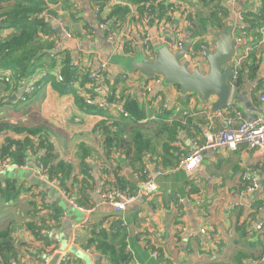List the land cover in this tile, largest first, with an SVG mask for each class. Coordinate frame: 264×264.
<instances>
[{"label":"crops","instance_id":"crops-1","mask_svg":"<svg viewBox=\"0 0 264 264\" xmlns=\"http://www.w3.org/2000/svg\"><path fill=\"white\" fill-rule=\"evenodd\" d=\"M73 1L79 9V19L75 22L71 17L65 18L73 39H67L58 31L59 37L54 41L42 38L54 42L53 54L56 58L60 52H66L81 74L100 63L107 64L104 85L111 92L110 98H123L125 102L133 99L137 103L142 119L135 124L130 123L139 126L148 146L142 152L141 162L131 161L132 132L127 130L129 128H125L126 134L116 133L118 129H112V134L116 131L113 145L117 141L118 146L108 147L105 152H111V155L105 159V138L99 127L108 120L114 124L129 123L132 118L123 121L113 112L83 111L80 97L85 85L81 78H77L71 89L63 94L56 91L51 83H44L42 90L25 102L20 100L23 88L41 72H48L47 68L39 70L37 76L24 85L0 82V123L42 129L41 134L55 155L54 164L62 162L73 169L66 189H62L58 183L50 185L38 179L34 164L20 168L15 166L0 172V180H19L24 187L35 184L31 191L40 188V198L49 205L59 207L57 213H51L57 219H50L46 212L38 214V219L44 218L47 223L42 226L39 238L24 228L18 230V243L14 248L16 264H60L64 254L66 261L62 264H111V250L118 252L120 241H124V250L130 259L126 262L117 257L114 260L117 264H264V230L256 229L258 224L264 223V152L256 153L246 147L230 152H204L202 164L196 171L197 180L191 183L187 191L186 174L176 168L181 159L189 154L193 143L202 142V133L208 115L214 113L211 105L216 98L210 97L208 103H204L197 93L182 94L176 86H165L163 82L162 85L150 83L147 76L130 70L127 67L128 59L139 54L145 56V52L137 48L124 55L112 54L105 30L97 28L92 0ZM207 1L179 0V12L173 13L169 22H151L149 27L133 10L125 18L124 27L117 32L130 36L137 43L149 34L153 50L160 46L155 40L157 37L165 41L166 38L171 39L176 31L182 33L185 44H190L188 17L200 11L199 14L203 15V11H207V15L208 9L204 6ZM210 1L226 13V18H223L224 31L232 33L233 38L238 34L234 28L241 24L240 18L248 13L256 15L261 7V0ZM247 26L244 24L245 28ZM252 30L246 32L240 42L235 41L233 63L237 59L243 60V87L239 90L233 87L228 103L243 120L264 122L260 100L264 95V27ZM218 33L209 27L208 38L204 37L211 51ZM199 53V58L190 62V69L199 68L201 73L206 74V58L202 51ZM252 55L256 59L254 64L257 69L255 77L250 80L247 67L252 63ZM1 73V77H4L10 72ZM143 84L151 87L153 92L150 97H146ZM259 84L263 85V90L256 95L254 103L252 91ZM221 124L214 123L216 127ZM26 136L3 129L0 132V147L6 139L24 140ZM81 145L96 153L95 162L92 158L86 160L91 179L84 177L82 180L79 173L78 153ZM128 152L131 155H127ZM105 168V177L101 178ZM244 176L256 185L253 192L248 191ZM144 178L154 180L157 186L154 195L139 199L118 214L105 205H99L102 187L120 188L116 184V179H119L125 190L134 191ZM74 179L78 182L77 187ZM36 182L41 183L40 187ZM78 187H81L79 191ZM76 190L79 201L85 206L96 207L95 211L87 215L72 205ZM29 195L23 194L19 198L24 206L31 205ZM26 210L23 212L30 220L29 213L35 208L33 206L32 210ZM72 225L79 226V231L74 230L77 237L75 244H72ZM182 228L185 231L181 233ZM202 229L213 231L212 241L200 234ZM154 252L157 257L153 256Z\"/></svg>","mask_w":264,"mask_h":264},{"label":"trees","instance_id":"trees-1","mask_svg":"<svg viewBox=\"0 0 264 264\" xmlns=\"http://www.w3.org/2000/svg\"><path fill=\"white\" fill-rule=\"evenodd\" d=\"M179 0H92L93 6L97 2V8L99 13L96 17L98 23L103 21H109L108 30L104 31L105 35L109 36L112 31L117 32L124 27L125 18L133 11L142 17L143 23L146 27L152 24H160L162 22H169L173 13L179 12ZM68 2V1H67ZM65 2L64 5H60L59 0H0V31L8 32L3 38H0V82L9 83L13 85H24L29 79L37 76L39 70L48 69L44 83H51L54 89L60 94L68 92L71 89V85L77 78H81L82 84L89 86L90 81L88 79L89 71L85 74H81L77 70L76 66H70L71 62L66 52H60L58 58L53 54L54 39H58L59 34L56 28H54L49 22L43 21L40 16L47 12L48 15L55 18L65 19L66 16L71 17L72 21H78L79 9L76 7H70V2ZM111 2H118L119 4L110 5ZM205 8L208 9L207 17L201 14L189 15L188 17V33L190 36V45L195 51H202L206 46V39L208 38L209 27L213 28L216 32L225 30L223 24V18H226V13L223 9L219 8L217 4H213V1L208 0L204 2ZM51 9V10H50ZM59 10V11H58ZM70 10V11H69ZM58 11V14L56 13ZM244 24H248L245 28L246 32H252L253 28L264 27V0H261V7L255 14L248 13L243 15ZM70 30V29H68ZM72 33V32H71ZM261 36V34H259ZM207 38L205 39L204 37ZM44 39H52L53 41H46ZM151 49L152 47L149 46ZM126 53V52H124ZM123 53V55H124ZM128 54V53H126ZM134 54V53H133ZM255 57L252 55V63L248 68V77L253 79L257 66L254 64ZM1 72H10L11 77L9 82L5 81L4 77H1ZM53 73L59 75L56 78ZM242 70L239 73L237 80L233 83L236 90L243 87ZM263 90V85L259 84L252 91V101L256 103V95L260 94ZM81 98V97H80ZM123 101L125 110L128 112L132 121L124 119L123 121H129V123H113L112 127H108L103 123L99 130H102L104 136V152L103 155L110 157L111 152H105L108 147L118 146L115 140V132L112 134V129H118L116 133L125 132V128H129L132 132V148L133 157L131 161L141 162L142 152H144L148 146V141L140 132L139 126H134L131 123H136L142 119V112L138 108L137 103L133 99L119 98ZM82 110L86 113L100 112L87 108L82 99ZM131 122V123H130ZM3 129L10 130L13 133L19 135H27L24 140H12L6 139L5 144L0 147V160L9 162L13 167H27L31 164H35L39 161L45 170V176L48 181H55L62 189H66V182L70 179L73 169L70 165L62 162L54 164L55 155L52 152L51 145L47 142L45 137L41 134L42 129L31 126H25L19 124L18 126H12L9 124L0 123V132ZM98 130V131H99ZM143 137V138H142ZM122 139V138H121ZM120 142V141H119ZM122 143V141H121ZM129 152L127 155H131ZM96 153L86 150L83 145L80 146L78 158L80 159V171L84 180L90 178V168L88 161L92 158L95 162ZM106 168L102 171V177L106 173ZM145 179V178H144ZM76 187L78 182L74 179ZM37 183V182H36ZM120 189L125 190V186L119 179H116V184ZM41 183H37L40 187ZM264 185V184H263ZM35 184H31L28 187H24L19 180L12 178H5L0 180V207L3 204L4 207H14L20 200V196L23 194H29V203L34 206L35 210L29 213L30 220H26L25 224L17 225L16 222L11 221L5 228L0 229V264H8L10 261L16 262L15 244L17 241L18 230L24 226L26 231H29L33 236L40 237V232L43 231L42 226H46L44 218L38 219V214L41 212L49 214L50 219H57L55 214L58 212L59 207L57 205H49L43 198H40L42 191L37 188L36 191H31ZM124 186V187H122ZM81 187H78L79 191ZM104 187H102V190ZM75 192V203L88 209L91 207L85 206L79 201V192ZM129 190V189H128ZM132 192L133 190H129ZM39 204V205H38ZM48 210V211H47ZM40 220V224L38 221ZM52 221V220H51ZM45 230V229H44ZM17 233V234H16ZM44 233V232H43ZM121 246L118 252L111 250V264H117L114 260L120 257L121 260L128 261L130 255L124 250L125 243L120 241Z\"/></svg>","mask_w":264,"mask_h":264},{"label":"built area","instance_id":"built-area-1","mask_svg":"<svg viewBox=\"0 0 264 264\" xmlns=\"http://www.w3.org/2000/svg\"><path fill=\"white\" fill-rule=\"evenodd\" d=\"M101 1V0H98ZM110 3V2H109ZM97 2H95L93 6V12L95 18L99 13V9L96 7ZM119 4L118 2H111L110 5ZM40 18L45 22H49L53 24V21L48 19L47 14L43 13ZM241 24L236 26L234 29L235 33H238L234 40L236 43L240 42L243 35L246 33L244 27L243 17L240 18ZM109 21H103L99 23V27L104 31L108 30ZM62 34L67 38L71 39V32L62 26H60ZM6 35V32H0V38H3ZM233 37V36H232ZM108 42L112 48V54H123L124 52L132 53L137 48L142 49L145 52V56L147 58H152L154 56V50L151 49L150 42L152 41V37L149 34L143 36L141 41L137 43L130 36H124L118 32L112 31L107 38ZM158 42V45H162L164 43V39L162 37H157L155 39ZM171 44L169 45V50L172 53L180 52L184 46H187V57L190 61L199 58L200 53L195 51L193 47L187 43L185 44L182 38V33L180 31H176L171 38ZM147 52V54H146ZM149 53V54H148ZM151 56V57H149ZM243 63L242 59H237L232 64V78H231V87L233 88L234 82L237 80L239 73L241 71V65ZM72 65V63L70 64ZM107 68L106 63H100L97 67L89 70L88 79L90 81L89 86H85L81 92V99L83 104L90 109L97 110L100 112H113L116 115L128 119L129 114L125 110L123 105V101L119 98L111 99L110 98V90L108 87L104 85L105 81V71ZM47 71H43L34 78L29 84H27L23 88V94L20 98L22 102H25L29 97H31L34 93L42 90L44 84V78H46ZM56 78L59 77L57 73H54ZM11 74L8 73V76H4L5 81L9 82ZM147 81L150 83H154L157 85H162V79L158 76H147ZM142 88L145 91L146 97H150L152 94L151 87L148 84H143ZM233 91V89H232ZM262 103V109L264 111V95L260 97ZM108 118H104L107 120ZM215 122L222 123L219 127L214 125ZM108 127L113 126V121L108 120L106 122ZM241 147H246L250 151L254 152H264V122L261 120H243L240 117L238 112L234 111V108L231 103H228L227 106L214 113L208 115V122L205 125L204 131L202 133V142H194L192 145V149L187 156H185L179 162V165L176 169L183 170L186 174L188 184L187 191L190 190L191 183L197 180L196 171L202 164L203 161V153L206 151H211L214 153L224 152V151H236ZM37 167L38 177L39 179L47 182L52 185L56 183L55 181H48L45 176V170L43 165L36 161L34 164ZM13 165L6 161L0 160V172L12 168ZM264 171V165H263ZM243 181L248 185V191L253 192L256 189V185L251 181V179L247 176L243 177ZM250 183V184H249ZM157 192V186L152 178H146L142 180L138 187L130 192L129 190H122L116 186H106L103 190H101L99 196V205H105L110 208L114 213H122L125 211L132 203L138 201L143 197H150ZM72 205L80 212L84 214H89L95 211L96 207H91L88 209H84L78 206L73 200ZM85 224V223H84ZM258 231L264 230V223L258 224L256 226ZM72 244H75L77 237L74 234V230L79 231L78 225H72ZM181 233L185 231V228H182ZM200 234L206 237L209 240H213L214 233L213 231H208L206 229L200 230ZM64 259H62V263L66 261V255H62ZM154 257H157V254L153 253ZM60 263V264H62ZM8 264H16L15 261H10Z\"/></svg>","mask_w":264,"mask_h":264},{"label":"water","instance_id":"water-1","mask_svg":"<svg viewBox=\"0 0 264 264\" xmlns=\"http://www.w3.org/2000/svg\"><path fill=\"white\" fill-rule=\"evenodd\" d=\"M57 31L62 33L59 28ZM171 41L166 38L162 45L157 46L154 58L139 54L128 59L127 67L142 76H158L165 86H176L182 94L197 93L204 103H208L210 97H215L211 110L215 112L224 109L233 89L230 83L236 45L232 33L219 32L212 43L213 50L208 47L202 49L208 65L206 74L201 73L199 68L190 69L191 61L186 56L187 46L178 53H172L169 50Z\"/></svg>","mask_w":264,"mask_h":264},{"label":"rangeland","instance_id":"rangeland-1","mask_svg":"<svg viewBox=\"0 0 264 264\" xmlns=\"http://www.w3.org/2000/svg\"><path fill=\"white\" fill-rule=\"evenodd\" d=\"M59 1H60V5H62V4L64 5V3L68 1V2H70V7H76L73 0H59ZM58 11H56L57 14H58ZM193 12L197 13V12H195V10H193ZM199 13H197V14H199ZM203 13H204V15L203 14H201V15H203L204 17H207V15H206L207 11H203ZM45 14H47L48 19L53 21V24H51V25L54 28L60 29V26H62L63 28H65L67 30L69 29L68 28L69 24L67 23V20L65 21V19H62V18H55L54 16L48 15L47 12H45ZM97 28L102 31V29L99 27L98 22H97ZM70 34L72 36L71 39H73L72 33H70ZM146 54H147V52H146ZM53 75H54V73H53ZM43 84H44V81H43ZM36 93H34V94H36ZM33 169L36 171V175L38 177L37 167L34 166ZM38 179H39V177H38ZM26 209L32 210L33 206L32 205L24 206V204L21 200H19L14 207L6 208L3 206V204H1V207H0V229L5 228L8 224H10L11 221L16 222L17 225H19V224L24 225L26 220L28 219V216L25 214V212H23ZM21 228H24V226Z\"/></svg>","mask_w":264,"mask_h":264}]
</instances>
